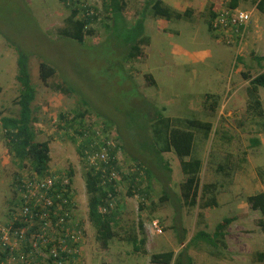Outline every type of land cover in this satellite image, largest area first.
Instances as JSON below:
<instances>
[{"label": "rangeland", "instance_id": "1", "mask_svg": "<svg viewBox=\"0 0 264 264\" xmlns=\"http://www.w3.org/2000/svg\"><path fill=\"white\" fill-rule=\"evenodd\" d=\"M163 1L180 12L190 10V16L167 21L152 17L146 10L141 36L149 42L139 45L142 56L125 64L123 57L137 39L136 23L111 31L112 14L104 12L98 0H70V9H65L60 0H0V118L18 114V45L29 60L31 83L36 90L31 126L35 140L48 143V171L73 172L78 215L87 237L82 264H151V254L169 250L176 254L195 232L205 230L212 234L227 217L234 221L226 228L217 253L203 242L189 246L193 264H259L255 256L264 254V233L257 227L259 213L250 209L246 197L264 192V119L252 121L246 116L248 81L243 75L254 77L264 71V62L259 66L252 59L253 55H264V11H259L252 0H241L238 9L248 12L250 20L241 28L242 41L227 44L209 32L206 22L208 6L212 4V9L217 10L226 7L227 0ZM145 2L125 0L122 15L128 24L145 11ZM83 6L95 14V19L88 25L91 34L79 45L59 36L58 30L65 27L73 9L77 10L78 19L82 17ZM39 62L55 69L57 75L49 83L64 82L70 88L68 96L43 85L38 76ZM147 74L152 76L154 86L145 80ZM137 90L157 108H164V117L196 118L212 124L208 139L204 132L196 134L191 156L201 161L200 199L214 196L217 206L199 209L200 200L194 208L183 204L180 191L185 177L173 153L163 154L170 164L168 179L154 181L148 198L141 199L130 184L132 150L122 146L117 137L121 151L117 155L119 222L115 231L122 240H113L102 252L87 218L84 162L77 153V144L67 135L74 136L77 142L80 137L72 128H66L60 114L70 121L83 113L82 122L86 125L89 121L91 131L100 125L98 117L115 119V105L121 103L122 112L134 108ZM207 94L213 96L208 102ZM259 96L264 110V88H259ZM214 100V110L210 111L209 104ZM77 125L73 128L79 129ZM116 129L112 127L108 136H115ZM252 138H257L259 145L250 147ZM228 154L238 167L226 178L216 171V165L224 164ZM31 171L29 165L12 158L0 127V224L9 221L16 206L15 178ZM209 184L215 185L212 193L206 189ZM164 189L167 200H161ZM156 220L157 232L152 227ZM131 230L138 238H145V253H133L132 246L124 240ZM182 234L185 241L179 245Z\"/></svg>", "mask_w": 264, "mask_h": 264}, {"label": "trees", "instance_id": "2", "mask_svg": "<svg viewBox=\"0 0 264 264\" xmlns=\"http://www.w3.org/2000/svg\"><path fill=\"white\" fill-rule=\"evenodd\" d=\"M70 1V0H69ZM104 12L112 14L111 23L109 27L111 31L118 26H131L136 23L137 40L131 47L130 52L124 55L125 64L136 59L139 55L142 56L143 51L140 52L139 45L146 46L149 39L142 37L143 24L146 18V10H148L154 18H164L167 21H176L184 17H189L190 10L180 12L173 7L166 5L163 0H146L144 12H141L139 17L128 24L123 18L122 12L125 7V0H98ZM66 0H60L61 5L65 9L67 7ZM225 8H238L241 0H227ZM261 12L264 11V0H252ZM153 10V13L150 11ZM207 27L209 32L210 22L215 16L212 9V4L207 8ZM77 10L73 9L66 20L65 27L58 30L59 36L69 38V41L81 44L84 42V37L91 34L88 25L94 21L95 17H79ZM112 34V33H111ZM141 38V39H140ZM71 39V40H70ZM16 76L15 80L19 84V95L16 101L18 105L17 117L3 116L0 118V127L3 131L5 144L7 145L9 153L12 158L17 160L21 165H29L33 171L38 174H43L48 171L49 162V146L47 142H37L35 140V133L32 129V109L31 104L35 100L36 90L34 89L30 73L28 69V56L19 51L20 47L16 45ZM252 59L257 62L259 66L264 62V55H253ZM57 75L55 69L45 62L38 64V76L44 86H48L53 92L61 95H69L70 88L64 82H51ZM244 79L248 81L245 87L246 108L245 113L250 120L264 119V110L259 96V88H264V71L254 77L243 75ZM149 86H154V80L151 75L145 76ZM137 87L136 83L134 82ZM137 98L133 100L134 108L127 109L122 112L121 103L115 105L116 115L115 119H101L100 124L103 125V134H106L112 127L116 126L115 137L121 140L122 146L125 145L129 150H132L133 161L132 166L140 171L138 177L136 172H130L131 189L138 194L141 199L146 200L149 196L151 184L156 180L168 179V174L171 172L170 164L164 159L163 154L173 153L179 161V166L185 179L181 184L180 197L183 204L194 208L200 200L199 209L207 207H216L217 202L214 196L207 197L206 200L199 194V174L201 171V161L191 156L192 147L196 134L205 133V139H208L212 130V124L208 121H202L196 118H175L171 119L163 116L164 108H157L149 102L137 90ZM213 96L207 94L205 101H209ZM214 100L209 104V110H214ZM84 105H87L84 103ZM83 113H78L71 118L70 121L60 114V119H64L67 123V129L72 128L78 137H82L83 131L86 129ZM97 118V119H98ZM76 120H78L76 122ZM89 121H87L88 123ZM74 124H78L79 129H75ZM90 131V129H88ZM71 142L77 144L76 150L82 161L84 168L82 172V179L87 200V218L89 224L95 231V241L102 252H106L109 244L113 240H122L120 234L115 231V227L119 222V207L117 206L116 187L117 181L109 178V172L112 170L120 174L117 159L115 158L116 150L110 152L109 159L106 164L101 165L99 169L87 163L84 149L87 147L86 141L77 142L75 137L67 135ZM259 145L257 138L250 140V147ZM121 150V146H119ZM124 148V147H123ZM212 153H209V158ZM185 158H188L186 160ZM238 167V166H237ZM235 163L231 161V154H228L224 164H217L216 171L222 176L229 178L233 171L237 168ZM67 175L72 178L73 172L69 170ZM136 177L139 180H136ZM16 179V178H15ZM15 187V180H14ZM206 189L209 193L214 191L215 185L209 184ZM165 190V189H164ZM167 191H163L161 200H167ZM132 195V194H130ZM246 202L250 209L259 213L257 220V227L264 233V192H258L246 197ZM101 209V212L100 210ZM105 211H102V210ZM80 218V217H79ZM234 221L233 217L224 218L219 222L212 234L205 230H198L190 238V240L183 246L176 254L174 251H163L153 253L149 257L151 264H193L192 257L188 254L190 245L197 242H203L211 247L216 253L220 248V243L224 240L225 230ZM137 231V230H136ZM184 233V231H183ZM124 240L132 246L133 253H145L143 246L145 238H138L136 232L131 230L126 234ZM179 245H183L185 236L178 237ZM214 253V252H213ZM215 253V254H216ZM214 254V255H215ZM259 264H264V254L259 252L255 256ZM82 264V263H81ZM104 264V263H103Z\"/></svg>", "mask_w": 264, "mask_h": 264}, {"label": "built area", "instance_id": "3", "mask_svg": "<svg viewBox=\"0 0 264 264\" xmlns=\"http://www.w3.org/2000/svg\"><path fill=\"white\" fill-rule=\"evenodd\" d=\"M66 1L68 4L69 0ZM214 12L211 32L227 44L240 43L241 28L250 20L248 12L225 7ZM82 17L92 18L95 14L83 6ZM90 127L88 122L80 140L87 142L84 149L87 163L99 169L107 163L110 152L116 150L117 159L120 144L113 134H103V125L89 132ZM134 167L131 166L130 172L135 171L138 177L140 171ZM109 178L116 181L117 172H109ZM15 191L16 206L9 221L0 224V264H81L87 237L78 215L72 178L65 172L31 171L16 177ZM152 227L159 231L157 220Z\"/></svg>", "mask_w": 264, "mask_h": 264}, {"label": "crops", "instance_id": "4", "mask_svg": "<svg viewBox=\"0 0 264 264\" xmlns=\"http://www.w3.org/2000/svg\"><path fill=\"white\" fill-rule=\"evenodd\" d=\"M164 2V1H163ZM161 21V20H160Z\"/></svg>", "mask_w": 264, "mask_h": 264}]
</instances>
